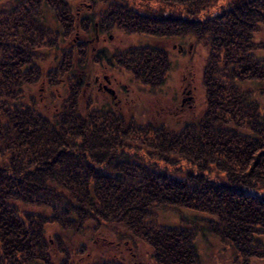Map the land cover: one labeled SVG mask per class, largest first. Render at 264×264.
<instances>
[{
    "label": "trees",
    "instance_id": "16d2710c",
    "mask_svg": "<svg viewBox=\"0 0 264 264\" xmlns=\"http://www.w3.org/2000/svg\"><path fill=\"white\" fill-rule=\"evenodd\" d=\"M73 1L0 9V264H75L72 251L97 239L145 242L154 264H200L205 231L236 264L264 260V0H141V13L126 0H83L99 9L82 12ZM112 27L201 41L202 114L178 128L138 122L84 93L107 55L90 40ZM123 61L153 87L170 65L156 45ZM165 208L199 217L165 224ZM86 264L125 263L101 253Z\"/></svg>",
    "mask_w": 264,
    "mask_h": 264
},
{
    "label": "rangeland",
    "instance_id": "374dc122",
    "mask_svg": "<svg viewBox=\"0 0 264 264\" xmlns=\"http://www.w3.org/2000/svg\"><path fill=\"white\" fill-rule=\"evenodd\" d=\"M16 1L0 0V9L7 8ZM82 1H73V5L78 9L80 8L81 12L87 11L89 7L90 10L99 9V5L92 9L91 3L85 2L86 4H83L86 0ZM126 1L134 10L140 13L141 10H144L143 1ZM80 3L82 4L79 5ZM44 21L47 25L56 27V21L49 10L45 11ZM77 37L82 39L84 35L78 31ZM90 42L92 55L99 54L100 50L107 54L101 61H95L93 69L90 71L92 73L86 77L83 86L84 93H89L92 90L98 103H111L113 108L121 112L123 116L137 113L138 122H142L141 119L151 120L155 124L161 122L172 128L180 127L186 120L191 121L204 111L206 104L202 75L208 50L201 41L195 43V40L190 38L186 40L166 37L153 38L141 32H129L122 28L112 27L95 32ZM144 45L164 47L168 52L169 69L163 83L159 86L153 87L143 84L141 79H138L127 68V61H123L124 55L128 51L137 52ZM261 85L264 88V82ZM105 87L112 88L114 93ZM245 87L252 90L257 87V84L247 83ZM31 92L35 96L44 94V90L40 88L39 84ZM255 93H258L257 88ZM157 215L158 221L172 225L186 223L183 221L185 218L194 220L199 217V213L194 210H174L171 208L162 209ZM53 230L50 228L48 233L50 234ZM49 239L52 243V238L49 237ZM78 239L79 242L83 241L82 237H78ZM196 243L199 248L200 264H236L231 259L230 251L222 250L221 243L208 231L200 234ZM88 246L89 250L79 254H76L78 252L75 253V249L72 251L71 260L75 264H86L92 260L94 254L96 256L101 253L114 256L125 264H154L149 246L142 241L133 245L128 241L127 243H114L97 239L89 242ZM92 246L93 250H91ZM107 249L109 250L107 251ZM122 256L124 259L120 258ZM253 264H264V260H256Z\"/></svg>",
    "mask_w": 264,
    "mask_h": 264
},
{
    "label": "water",
    "instance_id": "95a60500",
    "mask_svg": "<svg viewBox=\"0 0 264 264\" xmlns=\"http://www.w3.org/2000/svg\"><path fill=\"white\" fill-rule=\"evenodd\" d=\"M109 89V91H111V93H114V90L112 88H107Z\"/></svg>",
    "mask_w": 264,
    "mask_h": 264
},
{
    "label": "flooded vegetation",
    "instance_id": "af4514ba",
    "mask_svg": "<svg viewBox=\"0 0 264 264\" xmlns=\"http://www.w3.org/2000/svg\"><path fill=\"white\" fill-rule=\"evenodd\" d=\"M96 80H98L97 78H96ZM110 82V81H109ZM104 87V86H103ZM105 88H108V87H105Z\"/></svg>",
    "mask_w": 264,
    "mask_h": 264
}]
</instances>
